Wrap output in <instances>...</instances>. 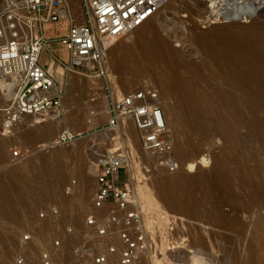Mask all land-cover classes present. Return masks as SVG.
Listing matches in <instances>:
<instances>
[{
  "label": "rangeland",
  "instance_id": "obj_1",
  "mask_svg": "<svg viewBox=\"0 0 264 264\" xmlns=\"http://www.w3.org/2000/svg\"><path fill=\"white\" fill-rule=\"evenodd\" d=\"M67 1L71 14H75L77 19L76 15L81 10L80 0ZM194 1L196 4H191V0H170L169 4L166 3L169 6H162L150 22L151 27L157 28L155 36L169 48L183 52L192 49L193 54L188 59L197 60L200 55L197 44L192 42L193 31L207 30L209 25L216 26L222 21L238 22L236 26L264 23V16L260 17L261 9L257 4L252 3L245 8L247 13L241 15L227 5L214 9L213 12L210 3L205 0ZM207 13L219 16L214 21L215 24H206ZM65 29V20L43 25L45 36L51 38L48 54H41L45 65L50 61V52L54 53L57 60L68 62V52L57 38ZM155 36L148 34L147 39ZM135 37L136 33L133 32L123 44L130 43ZM113 54H107V65ZM137 55L139 56V52ZM169 65L163 62L157 66L146 64L144 68H138L129 55L126 65L122 67L123 71H113L110 75L116 80L115 84L119 79L132 78L124 92L146 85L155 86L161 92L159 79H163V76L166 78V74L170 73L173 67ZM57 75V85L62 90V115L51 123L47 122L48 125L45 122L47 126L44 129L29 127L34 118L26 116L4 130L2 107L8 100L5 101L0 89V151L4 156L0 159V178L4 179L0 195L8 207L6 212H0V264H41L39 256L42 251L50 253L52 264H79L81 258L74 253L73 248L78 245L84 231H87L84 229L87 216L90 212L99 211L92 204L95 187L93 162L97 155L117 149L128 152L133 160L131 173H134L135 180L133 179V186L130 175V186L133 188L135 201L146 212L148 219L155 215L153 222L156 220L159 225H154L155 229L147 225L154 233L148 264H264V205L261 207L262 201L260 203L261 197H264V131L256 130L257 127H264V107H256L255 111H258L251 115L252 119L255 117L253 125L248 126L241 120L238 121L239 115L229 113L225 102L205 103L208 110L201 116V123H198L194 117V110L198 106L176 101L175 108L182 133L174 131V125H168L169 128L172 126L170 130L174 143L186 144V147H189V143L191 147L196 146L194 148L199 149L197 159L205 157L208 166H200L195 172L188 173L185 169L190 158L184 160L174 149L180 161L176 171L146 174L141 166L144 160L136 130L133 134L131 128L133 123L128 120L116 129L106 128L108 111L104 108L102 98H105L106 105L108 102L104 86L101 88L97 79L81 77L63 70L62 66ZM72 81L76 82L75 86ZM114 90L112 96L124 94L120 86ZM161 96L164 103V95ZM167 118L170 120V116ZM254 122L263 126L253 127ZM27 128L35 135L33 141L22 138ZM42 130L46 133L40 137ZM62 130L68 131L72 137L61 141ZM229 134L234 138H230ZM116 136L118 139L114 140ZM13 150L19 152L15 158L12 157ZM49 159L51 163L48 162ZM46 162L55 165L49 166ZM30 163L31 169L27 170L29 173H25V166ZM54 167H57L56 171L52 169ZM13 168L22 169L23 173L16 182L8 178V172ZM38 170L40 175L37 178ZM179 171H183L182 174L187 179L185 189L182 185L175 189V186L172 187L173 183L162 181L163 177L173 176ZM19 183L25 185L24 194L16 192ZM143 184L151 191L148 199L150 203L140 195ZM49 208H55V216L48 215L40 219V210ZM161 212L174 216V222L170 225V222L162 220L159 216ZM68 227L72 231L68 232ZM28 233L31 237L24 239V234ZM197 235L200 240L194 239ZM180 237L187 238V243L184 247L176 248L173 244ZM55 238L62 240L58 248L53 245ZM110 241H114V238ZM88 243L90 248L99 245L94 240ZM246 246L249 252H245ZM20 258L23 261L18 263Z\"/></svg>",
  "mask_w": 264,
  "mask_h": 264
},
{
  "label": "built area",
  "instance_id": "obj_2",
  "mask_svg": "<svg viewBox=\"0 0 264 264\" xmlns=\"http://www.w3.org/2000/svg\"><path fill=\"white\" fill-rule=\"evenodd\" d=\"M169 1L80 0L83 21L78 23L67 0H23L18 6L10 0L0 12V79L11 85L10 98L2 107L4 130L26 116H37V120L43 121L62 115V90L49 69L53 61L65 71L101 80L107 91L106 128H116L126 119L132 121L144 160L141 166L146 174L176 171L180 161L173 149L159 89L146 85L112 97L106 77L109 47ZM218 17L207 13L205 22L213 23ZM61 20L66 21V29L57 38L67 50L69 60L63 63L50 52V61L45 65L41 54H48L51 38L45 36L43 25ZM71 137L68 131L60 132L61 141ZM18 155L19 152L13 150L12 157ZM132 165L130 154L119 149L95 158L92 204L99 211L87 216L84 227L87 231L73 248L81 258L79 264H148L154 233L147 227L130 186ZM56 213L55 208H49L40 210L38 217ZM159 216L170 225L174 222L175 217L165 212ZM67 231L72 230L68 227ZM30 237V233L23 236L24 239ZM111 238L114 241H110ZM92 240L99 243L98 247H89L88 242ZM174 243L176 248L184 247L187 238L180 237ZM61 244V239H53L54 247ZM39 260L41 264H52L50 253L45 251L40 253ZM17 261L21 263L23 259Z\"/></svg>",
  "mask_w": 264,
  "mask_h": 264
},
{
  "label": "bare ground",
  "instance_id": "obj_3",
  "mask_svg": "<svg viewBox=\"0 0 264 264\" xmlns=\"http://www.w3.org/2000/svg\"><path fill=\"white\" fill-rule=\"evenodd\" d=\"M9 1L10 0H0V3H1L0 4V10H2L5 7V5L7 3H9ZM11 1L17 6L23 4V0H11ZM205 1L210 3L209 5H210V8L213 9V12H215L214 9L216 10L221 6L224 7L225 5H227L230 8H232L233 10L237 11L238 14L240 13L241 15H245L247 13V9L245 10V8L250 6L252 3L257 4L260 6L259 10L261 9L259 12L260 17L264 16V10H263L264 0H205ZM195 2L196 1L191 0V4H194ZM169 3L170 2H168V4ZM167 6H169V5H167ZM232 9H231V11H232ZM159 10L156 11L153 15H151L147 20H145L141 25H139L135 30H133L129 34V35H131L133 32L136 33V37L133 41H131L130 43L125 42V44H123L124 41L127 40L128 36H129V35H127L126 37L118 40L117 42L113 43L109 47L108 52L106 53V56L109 52L111 54L114 53L112 55V57L110 58V64L108 63V65H107V63H106V66H107V76L106 77H107V86L109 89V93L112 95V93L115 91L114 89L117 86H120V89L121 90L123 89V93H125L126 91L124 92V90L130 85L132 78L128 79L126 77L127 79L126 78H124L122 80L119 79L120 81L118 80L117 84H115L116 80H114L110 75V74H112L113 71H117L119 73H121L123 71L122 67L126 65L127 57L129 55L132 56V60L138 68H144L146 66V64L157 66L159 64H162L163 62H167L170 64L169 66H171L173 68L170 70L169 74H166L167 75L166 78H165V76H163L165 79L164 78L159 79V83H160L161 88H162V91L160 92V94L164 95V99H163L164 103L162 102V106L164 107L165 116H166V118H167V116L168 117L170 116V120H168V118L166 120L168 122L167 124L168 125H171V124L174 125L175 126L174 131L179 133L182 130V128L179 125V117L176 113V108H175V102L176 101H182L183 103H185L187 105H189V104L197 105L198 107H196V108L194 107L196 109V110H194L195 111L194 117L198 123H201V116H203V114L205 112H207V110H208L206 108L207 106H205V103L209 104L212 102H217V103L221 102V104H222V102H225L226 105L228 106L229 110L231 111L230 112L228 110L229 113H231V114L233 113V115L236 113L237 115H239L238 117H240V119H238V121L241 120V122H243V124H246L248 126H252L253 125L252 122L255 120L254 119L255 117L253 116L254 117L253 118L254 120H253L251 118V115H253V112L258 111V110L255 111L256 107H257V109L264 107V23H252V24L247 25V26H245V25L244 26H236L238 24V22H234V21L223 22L222 21V23H219L218 25L216 24V26L215 25L214 26L209 25L210 27H208L207 30L195 31V32L193 31L194 34H192V36H191L192 42H194L195 45L197 44V46L199 48L198 50H200L199 53L197 52L198 54H200L199 58L197 60H195L192 58L188 59V57L192 56V54H193L192 49H188L187 51L185 50V52L180 51V50H175L173 48L171 49L161 39H159L158 37L155 36L157 33V28L151 27L150 22L159 13ZM81 11L82 10H80L78 12V14L76 15L77 16L76 21L78 23H81L83 21V15H82ZM148 34H151V36H155V37L153 39H147ZM136 51L139 52V56L137 55ZM43 54L45 55V52H43ZM41 60H43V59H41ZM60 68H61V65L59 63H54L53 61L50 63L49 69L53 73L55 78L58 77L57 72H58V69H60ZM97 80H98V83L100 84V86L102 88L101 80L100 79H97ZM72 83H73V81H72ZM72 83L70 84V88L72 86ZM74 83H76V82H74ZM74 83H73V85H74ZM91 83L94 84V82H92V81H91ZM96 83H97V81H96ZM114 85H117V86L114 88ZM0 89L2 91L1 93L4 95L3 97H5V101L9 100L10 94H11V92H10L11 91V85L4 83V81L2 79H0ZM72 89H73V87H72ZM121 90H120V93L122 92ZM112 97H114V96H112ZM161 99H162V96H161ZM102 101H103V105L105 106L104 107L105 110L108 111V107H107L108 105L105 104V98L104 97L102 98ZM263 113H264V111H263ZM256 114H258V113H256ZM256 114H254V115L256 116ZM260 114L262 117L263 116L262 113H260ZM31 118H34V119H33V123L30 124L29 127H32L33 129H39L41 127L43 128L47 122L51 123L52 120L58 119L59 116L58 117H51V118L45 119L43 121L37 120V116H31ZM235 118H236V116H235ZM257 118H260V117L258 116ZM128 120L129 119L121 121L120 125L125 123ZM129 121H131V120H129ZM260 121L261 122L263 121L262 118L260 119ZM257 122H259V121H257ZM235 123H233V124L235 125ZM48 124L49 123H47V125ZM254 124H255V126H253V127H256L257 125H259L258 123L256 125L255 122H254ZM263 125H264V123H263ZM263 125H261V126H263ZM226 126L229 128L228 124H226ZM230 126L232 127V124ZM227 127H226V130H228ZM131 128H132V131L134 134V132H135L134 131L135 130L134 125ZM171 128H172V126H171ZM171 128H169V129H171ZM249 129H251V127ZM229 130H230V128H229ZM256 130H258L259 132L264 131V127H262V128L257 127ZM45 133H46L45 130H42L39 133V136L43 137V136H45ZM231 133H232V131H231ZM233 135H234V133H232V136ZM34 137H35V135L32 134V132H30V128L29 129L27 128L22 135V138L28 139L30 141H33ZM230 138H234V137H231V135H230ZM137 140H138V138H137ZM183 142L185 143V141H183ZM175 143L173 140V149H175V151L178 152V154L184 160L190 158L189 159L190 161L187 163V168L185 169L186 172H188V173L195 172L198 169V167H200V166H203V167L208 166L207 165L208 161H206L205 157H200L199 159H197V153H198L199 149L197 150V148H194L196 146L191 147L190 146L191 144L189 143V145H188L189 147H186V144L180 145L181 144L180 143L177 145V143L176 144ZM3 157H4L3 153L0 151V159L2 160ZM194 157H196V158L194 159ZM53 161H54V159H53ZM48 162L51 163L52 161L49 159ZM48 162H46V163H48ZM31 163H32V161H31ZM31 163L27 164L25 166L26 171L31 169L30 168ZM56 163H58V162H56ZM50 165L51 164H49V166ZM52 165L54 166L55 164L52 163ZM56 168L57 167H54L52 169H54V171H56L55 170ZM219 171H222V170H219ZM218 172H217V174H219ZM25 173H29V172L27 171ZM182 173H184V172L179 171L178 173H176L173 176L168 175L166 177H163L162 181L173 183L174 185L172 184L173 185L172 187L175 186L174 187L175 189L180 188L179 186H181V185L184 188V185L186 183V181H185L186 178ZM37 174L38 175L36 177L38 178V176L40 175V171L37 172ZM22 175H23L22 169H18V168H15V169L13 168V170L8 172V178L10 181L16 182V179L21 177ZM134 177H135L134 173L132 172L131 173V179H132L131 184L133 186H134L133 181L135 180ZM252 179H254V178L252 177ZM3 180L0 178V186L4 185ZM250 180L251 179L249 178V181ZM144 184H143L142 189H140V187H139V189L141 190L140 191L141 193L140 192L139 193L142 196V198H144V200L145 199L148 200L150 197L151 191L149 189H146ZM23 185L24 184L19 183L16 186V192L18 194H24L25 193L24 190H26V188H25V185L24 186ZM258 185H259V183H258ZM185 187H187V185ZM147 188H149V187L147 186ZM159 190H161V189H159ZM171 190H173V189L171 188ZM173 191H175V190H173ZM250 192H251V190H250ZM261 193H263V192H261ZM187 196H189V195H187ZM261 198H262V200L260 199V203L262 201V205L260 203H259V205H261V207H263V205H264L263 198L264 197H261ZM147 202H149V200ZM188 206H186V207H188ZM7 209H8V207L6 206V203L4 202L2 196L0 195V212L4 213V212H6ZM173 209H175V208H173ZM95 210H98V209H95ZM142 211L144 213L143 216H144V220L147 223V225H149L150 228L155 229L154 225H157V224L155 222L156 220L153 222V218L156 216L154 215L153 218L148 219L146 216V212L143 209H142ZM157 226H159V225H157ZM194 239L200 240L201 238H199L197 235V237ZM245 252H249L247 246H246Z\"/></svg>",
  "mask_w": 264,
  "mask_h": 264
},
{
  "label": "crops",
  "instance_id": "obj_4",
  "mask_svg": "<svg viewBox=\"0 0 264 264\" xmlns=\"http://www.w3.org/2000/svg\"><path fill=\"white\" fill-rule=\"evenodd\" d=\"M43 61V60H42ZM43 63H44V61H43Z\"/></svg>",
  "mask_w": 264,
  "mask_h": 264
}]
</instances>
